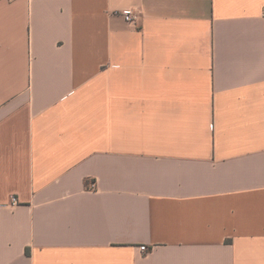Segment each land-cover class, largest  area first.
Masks as SVG:
<instances>
[{"label": "crops", "instance_id": "crops-1", "mask_svg": "<svg viewBox=\"0 0 264 264\" xmlns=\"http://www.w3.org/2000/svg\"><path fill=\"white\" fill-rule=\"evenodd\" d=\"M263 14L0 0V264H264Z\"/></svg>", "mask_w": 264, "mask_h": 264}, {"label": "built area", "instance_id": "built-area-1", "mask_svg": "<svg viewBox=\"0 0 264 264\" xmlns=\"http://www.w3.org/2000/svg\"><path fill=\"white\" fill-rule=\"evenodd\" d=\"M116 16L121 17L125 23L129 24L130 26H137L140 20V14L133 9H125L121 11H116L114 13ZM264 16V14H263ZM15 202V200H14ZM141 250L143 252L147 251L146 247H142Z\"/></svg>", "mask_w": 264, "mask_h": 264}]
</instances>
